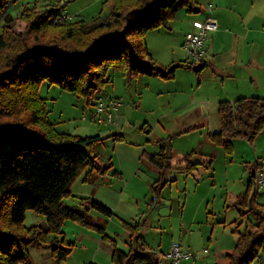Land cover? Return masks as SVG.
<instances>
[{
    "label": "rangeland",
    "instance_id": "374dc122",
    "mask_svg": "<svg viewBox=\"0 0 264 264\" xmlns=\"http://www.w3.org/2000/svg\"><path fill=\"white\" fill-rule=\"evenodd\" d=\"M197 1L205 11L191 13L180 8L170 23L169 29L174 30L162 27L145 37L158 65L189 64L183 38L213 8L221 29L207 40L206 66L201 71L179 68L170 79L144 74L130 77L111 68L101 97L118 102L113 122L98 123L94 107L75 93L56 84H41L40 95L47 100L49 118L57 130L102 136L92 152L102 165L112 166L94 182L79 178L72 195L64 199L65 205L83 211V199L92 197L109 207L113 216L89 212L108 239L97 229L65 220L64 236L74 244L71 254L56 262L50 246H33L30 254L36 264H113L112 242L128 252L132 246L128 226L136 225L147 247L157 253L158 264H171L165 255L174 243L186 251L190 246L198 255L197 264H229L227 254L234 251L236 228L243 220L236 203L247 191L253 166L260 164L264 171V131L254 141L235 139L230 153L212 143L209 134L220 130L221 101L241 95L264 97V0L254 5L249 0L228 2L218 8L214 2L209 6V0ZM46 2L66 5L74 20L86 22L102 10L108 14L112 5V0H19L9 12L19 16L25 7H43ZM4 23L0 18V32ZM23 28L21 22L15 27L18 32ZM208 45L212 51L207 54ZM162 150L172 157L175 168L165 173L168 183L157 197L152 187L163 171L148 155ZM193 151L192 160L201 165L188 175L180 161ZM255 191L256 202L264 208V186L256 178L251 195ZM33 225L47 228V219L29 209L24 226ZM250 264H264V246Z\"/></svg>",
    "mask_w": 264,
    "mask_h": 264
},
{
    "label": "trees",
    "instance_id": "16d2710c",
    "mask_svg": "<svg viewBox=\"0 0 264 264\" xmlns=\"http://www.w3.org/2000/svg\"><path fill=\"white\" fill-rule=\"evenodd\" d=\"M18 1L0 0V18L5 21L0 32V264H36L30 254L33 246H50L55 261L62 262L74 245L64 236L65 220L97 229L108 239L89 212L97 210L112 217L109 207L89 197L83 199L84 209L79 211L66 206L64 199L72 195L79 178L94 182L112 166L102 165L92 152L102 136L57 130L49 118L47 100L40 95L41 84H56L95 107L111 68L125 76L165 79L174 77L179 68L193 69L190 63L158 65L145 35L158 28L169 29L180 8L191 13L202 9L197 0H112L109 13L102 10L92 22L62 21L64 6L57 2L28 6L13 16L9 11ZM18 22L24 25L19 32L15 29ZM218 115L220 130L209 138L230 153L235 139L254 141L264 131V97L221 101ZM195 153L180 161L188 175L201 165L192 160ZM148 158L163 171L152 187L159 197L168 183L165 173L175 167L164 150ZM260 166H253L255 175L251 172L247 191L237 202L243 220L236 228L234 251L227 254L229 264H250L264 246V208L256 202L258 191L251 195ZM29 209L46 217L47 228L24 226ZM128 228L132 246L125 252L113 241V264H158L155 253L145 247L139 226Z\"/></svg>",
    "mask_w": 264,
    "mask_h": 264
},
{
    "label": "built area",
    "instance_id": "2783aa9c",
    "mask_svg": "<svg viewBox=\"0 0 264 264\" xmlns=\"http://www.w3.org/2000/svg\"><path fill=\"white\" fill-rule=\"evenodd\" d=\"M62 21H73L74 16L68 12H63ZM195 31H190L185 35L184 48L188 52L190 64H199L205 62L206 57V40L208 36L219 30L217 19L208 17L205 20H196L193 23ZM118 102L114 99L109 101L104 100L101 95L98 97L94 107V118L98 123H111L114 121L113 111L117 109ZM257 184L264 186V171L261 166L256 173ZM165 259L171 264H183L187 260L196 259V254L191 251H186L181 244L174 243L169 252L165 255Z\"/></svg>",
    "mask_w": 264,
    "mask_h": 264
},
{
    "label": "crops",
    "instance_id": "0c3cea01",
    "mask_svg": "<svg viewBox=\"0 0 264 264\" xmlns=\"http://www.w3.org/2000/svg\"><path fill=\"white\" fill-rule=\"evenodd\" d=\"M236 1H240V0H209V6H211L212 5V2H214L215 3V5H216V7L218 8L220 5H226V3H228V2H236ZM249 1H252L251 3V5H254V4H256V3H261V1L262 0H249ZM199 2V1H198ZM47 3V2H46ZM200 3V2H199ZM200 5V4H199ZM200 7H201V5H200ZM212 8V7H211ZM201 9H202V12L203 11H205L202 7H201ZM63 12H68L67 11V9H66V5L64 6V10H63ZM69 13V12H68ZM214 13V15H212ZM208 15H207V17L206 18H208V17H213V18H215V19H217V21H218V23H219V25H220V22H219V15H218V17L217 16H215V12H214V9L212 8V9H210L209 10V13H207ZM205 18V19H206ZM204 19V20H205ZM200 20V19H199ZM193 28H194V26H193ZM220 29H221V25H220V27H219V30L217 31V32H219L220 31ZM167 30H174V29H167ZM196 29L194 28L193 29V31H195ZM217 32H215L214 34H211L210 36H208V38H207V40L209 39V37H212V36H214ZM184 39H185V37L183 38V43H184ZM207 40H206V43H207ZM209 51L211 52L212 51V49H211V47L208 45V47H207V54L209 53ZM207 58V57H206ZM205 58V63L207 64V59ZM153 59V58H152ZM240 97H251V96H247V95H241V96H239V97H237L236 99H238V98H240ZM258 97H261V96H258ZM236 99H234V100H236ZM234 100H232V101H234ZM253 171V170H252ZM251 176V175H250ZM244 195V194H243ZM239 201V200H238ZM237 204V203H236ZM239 231H243V228L240 230L239 229ZM144 239V238H143ZM144 242H145V240H144ZM145 244V247L147 248V249H149V250H151V251H153L150 247H147V245H146V242L144 243ZM236 245V244H235ZM188 247V248H187ZM186 249L188 250V251H190V250H193L190 246H186ZM112 251H113V249H112ZM111 251V252H112ZM154 252V251H153ZM192 252V251H191ZM155 253V255H156V257H157V253L156 252H154ZM205 253H208V250H205ZM112 254V253H111ZM158 258V257H157ZM198 255L196 254V259H195V261H193V260H187V261H185V263H187V264H189V263H192V264H197V261H198ZM158 263H159V259H158ZM170 263V262H169Z\"/></svg>",
    "mask_w": 264,
    "mask_h": 264
},
{
    "label": "water",
    "instance_id": "95a60500",
    "mask_svg": "<svg viewBox=\"0 0 264 264\" xmlns=\"http://www.w3.org/2000/svg\"><path fill=\"white\" fill-rule=\"evenodd\" d=\"M204 67H205V63L202 62V63H199V64H195L193 66V70H195V71H201ZM254 175H255V169H253V171H252V176H254Z\"/></svg>",
    "mask_w": 264,
    "mask_h": 264
}]
</instances>
